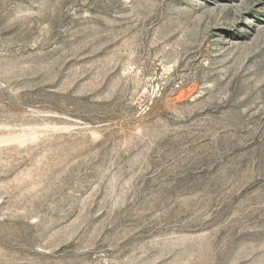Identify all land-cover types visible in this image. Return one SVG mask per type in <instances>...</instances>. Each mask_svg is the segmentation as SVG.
I'll use <instances>...</instances> for the list:
<instances>
[{"label": "rangeland", "instance_id": "rangeland-1", "mask_svg": "<svg viewBox=\"0 0 264 264\" xmlns=\"http://www.w3.org/2000/svg\"><path fill=\"white\" fill-rule=\"evenodd\" d=\"M0 264H264V0H0Z\"/></svg>", "mask_w": 264, "mask_h": 264}]
</instances>
